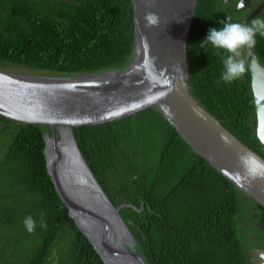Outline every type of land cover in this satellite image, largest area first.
Wrapping results in <instances>:
<instances>
[{
    "label": "trees",
    "instance_id": "trees-1",
    "mask_svg": "<svg viewBox=\"0 0 264 264\" xmlns=\"http://www.w3.org/2000/svg\"><path fill=\"white\" fill-rule=\"evenodd\" d=\"M75 1L46 0L35 10L29 0H0V70L75 76L126 68L135 49L132 0ZM201 9L189 39L191 91L264 158L250 77L221 81L224 52L199 46L211 29ZM45 129L0 116L1 254L12 248L21 252L16 264H55L68 243L62 264H105L55 190L44 155ZM74 133L114 205H132L121 215L150 264H253L236 225L245 197L157 108L78 126ZM27 216L36 222L32 233L23 223Z\"/></svg>",
    "mask_w": 264,
    "mask_h": 264
},
{
    "label": "water",
    "instance_id": "water-1",
    "mask_svg": "<svg viewBox=\"0 0 264 264\" xmlns=\"http://www.w3.org/2000/svg\"><path fill=\"white\" fill-rule=\"evenodd\" d=\"M197 3L132 0L135 49L126 68L75 76L0 70V116L46 126L48 174L70 217L105 264L150 262L121 215L123 208L132 205H114L87 163L75 127L155 107L193 151L232 182L247 201L264 207V158L205 109L190 88L189 39ZM148 13L158 17L156 24L150 25ZM247 62L257 136L264 146V65L253 49H247Z\"/></svg>",
    "mask_w": 264,
    "mask_h": 264
},
{
    "label": "flooded vegetation",
    "instance_id": "flooded-vegetation-1",
    "mask_svg": "<svg viewBox=\"0 0 264 264\" xmlns=\"http://www.w3.org/2000/svg\"><path fill=\"white\" fill-rule=\"evenodd\" d=\"M29 1L32 3V6L34 7L35 10L42 8L44 4L47 3L46 0H29ZM69 1L70 3L68 2H62V3L73 4V5L78 4L75 0H69ZM199 5L202 8L201 9L202 18H203L202 22L209 24V27L211 28L222 27L223 25L221 22L226 20L229 16L232 18L233 21L240 23H250L253 19H257V18L264 19V0H201V1L198 0L196 13ZM201 30H204V28H202ZM252 49L254 50L256 56L259 58L260 63L264 65V35H257V44ZM221 56H223V60H224L226 53L221 54ZM243 56L247 61V48L243 50ZM2 71L11 72L8 70H2ZM243 76L245 80L243 79ZM248 76L250 77L251 80V90H252V76L247 62V70L241 76V78L245 82L247 81ZM244 197L246 200V196ZM247 202L250 204L249 207H247L249 211V217L254 220L255 227H257L258 229V233L256 235L250 234V236L248 237L250 243H248L247 245V253L250 257V261L253 264H263L264 263V211L262 209H259L258 206L254 204V200ZM255 215H257L258 217L256 218ZM261 224L263 226H261ZM259 226H261L262 229ZM255 241H258L259 243L256 242L254 244Z\"/></svg>",
    "mask_w": 264,
    "mask_h": 264
},
{
    "label": "clouds",
    "instance_id": "clouds-1",
    "mask_svg": "<svg viewBox=\"0 0 264 264\" xmlns=\"http://www.w3.org/2000/svg\"><path fill=\"white\" fill-rule=\"evenodd\" d=\"M146 18L150 25L158 22V17L154 13H148ZM221 23L222 27L209 29L207 36L200 42V47L209 45L218 50L217 55H220L221 51L226 53L220 79L224 83H231L246 72L247 61L243 56V50L254 48L257 44V35H264V19L257 18L250 23H240L233 21L229 16ZM23 223L29 233L35 230L36 222L32 216L25 217ZM41 226H44L43 221Z\"/></svg>",
    "mask_w": 264,
    "mask_h": 264
},
{
    "label": "rangeland",
    "instance_id": "rangeland-1",
    "mask_svg": "<svg viewBox=\"0 0 264 264\" xmlns=\"http://www.w3.org/2000/svg\"><path fill=\"white\" fill-rule=\"evenodd\" d=\"M7 70L13 73H30L23 69H17V68H12V69H7ZM247 204H248L247 201L244 202V205H242V210L240 214L236 217V225L240 233V238L243 244L245 245V247H247L248 243H250V241L248 240V237L250 236V234L256 235L258 233V229L257 227H255L254 220L249 217V211L247 208L249 207V205ZM259 227L261 228V226ZM256 242L258 241H255L254 244ZM64 245H65V249L63 250V252H58L56 256H54L55 264H62L60 254L67 251L68 243H64ZM1 251H0V264H16L17 260L15 259V256L21 254V252H18V250H13L12 248L4 250L2 254H1Z\"/></svg>",
    "mask_w": 264,
    "mask_h": 264
}]
</instances>
